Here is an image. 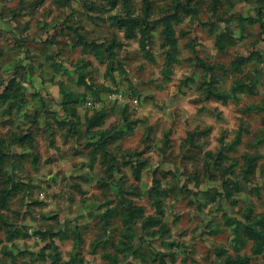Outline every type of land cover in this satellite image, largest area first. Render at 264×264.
<instances>
[{
  "label": "rangeland",
  "instance_id": "1",
  "mask_svg": "<svg viewBox=\"0 0 264 264\" xmlns=\"http://www.w3.org/2000/svg\"><path fill=\"white\" fill-rule=\"evenodd\" d=\"M0 264H264V0H0Z\"/></svg>",
  "mask_w": 264,
  "mask_h": 264
},
{
  "label": "trees",
  "instance_id": "2",
  "mask_svg": "<svg viewBox=\"0 0 264 264\" xmlns=\"http://www.w3.org/2000/svg\"><path fill=\"white\" fill-rule=\"evenodd\" d=\"M168 30L170 31V33H171V31L173 32V28L171 27H168ZM171 42H172V39H171ZM168 44V43H167ZM169 47H173V45H172V43H169ZM169 59H173V56L170 54V57H169ZM103 119H104V115L103 114H100L99 112L97 113V114H95L93 117H92V119H91V125H93V126H97V125H100L101 123H102V121H103ZM100 144V148H103V145H104V142H101V143H99ZM137 177H139V173H137ZM127 211V210H126ZM127 218H129V220L131 221V218L132 217H130L129 216V211H127Z\"/></svg>",
  "mask_w": 264,
  "mask_h": 264
}]
</instances>
